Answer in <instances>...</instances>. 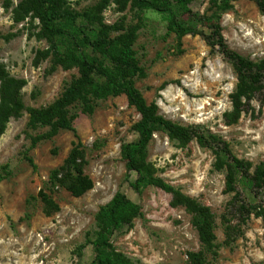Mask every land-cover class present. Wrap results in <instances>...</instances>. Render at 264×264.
Here are the masks:
<instances>
[{"label": "rangeland", "instance_id": "374dc122", "mask_svg": "<svg viewBox=\"0 0 264 264\" xmlns=\"http://www.w3.org/2000/svg\"><path fill=\"white\" fill-rule=\"evenodd\" d=\"M65 1L80 14L75 23L62 22L68 29L95 31L99 21L136 29L132 48L145 75L135 86L146 102H156L163 117L216 135L232 155L250 162L251 174L264 164V86L235 113L231 94L237 76L231 60L211 52L202 36L185 35L178 45L175 34L166 31L163 15L138 10L131 0ZM32 6L34 0H0V64L10 80L0 104H8L12 95L23 104L20 116L9 117L0 135V264H89L95 215L117 191L137 203L142 215L129 229L113 234V248L142 264H186L188 252L202 250L191 214L172 206L170 194L157 187H133L137 175L121 146L140 137L141 116L125 95L99 100L91 115L73 106L71 112L78 113L74 132L60 130L32 144L31 138L47 127L27 128L28 109L50 105L78 76L76 67L50 71L51 58L44 56L49 42L39 20L27 12ZM190 9L198 15L211 12L209 0H193ZM84 12H94L96 18L89 20ZM220 25L230 50L253 61L264 59V15L254 1L232 2ZM83 50L108 65L102 50ZM75 142L81 144L84 172L93 182L80 196L51 175ZM146 159L156 175L213 213L214 247L203 251L202 264H264V220L258 215L264 211V186L237 178L235 190L225 192L226 171L214 166L213 151L194 139L181 146L162 129L154 131ZM40 191L57 210L45 213Z\"/></svg>", "mask_w": 264, "mask_h": 264}, {"label": "trees", "instance_id": "16d2710c", "mask_svg": "<svg viewBox=\"0 0 264 264\" xmlns=\"http://www.w3.org/2000/svg\"><path fill=\"white\" fill-rule=\"evenodd\" d=\"M192 1L131 0V3L138 10L151 9L163 15L166 20V31L175 34L178 45L185 35H200L205 39L211 52L217 50L231 60L237 76L231 101L234 112L240 113L242 104L253 99L264 86V59L253 61L230 50L226 45L221 33L220 18L222 13L232 8V2L236 0H209L211 12L207 15L191 13ZM252 1L264 15V0ZM65 5V0H34V6L27 10L32 11V17L39 20L41 35L49 42V49L44 52V56L51 58L50 71L57 67L63 69L76 67L78 70V76L70 81L54 102L46 107L28 109L27 128L47 127L45 132L31 138L32 144L53 137L60 130L74 132L72 123L78 113L71 112L73 106L79 107L81 113L91 115L99 100L125 95L127 104L134 107L141 116L140 137L121 146L123 158L137 175L133 187L135 189L148 185L157 187L170 194L172 206H182L191 214L192 225L197 231L202 250L188 252L186 264H202L203 251H211L214 247L213 213L208 206L200 204L156 175L157 169L146 159L147 146L154 131L164 130L169 138L176 140L181 146L194 139L201 147L212 150L215 154L214 166L217 169L224 168L226 171L225 192L235 190L237 178L246 179L248 184L256 187L264 186V164L256 165L251 174L250 162L232 155L228 144L216 135L178 125L163 117L156 102H146L135 86V80L145 75L132 48L136 39V29L105 25L100 21L95 31L79 28L75 30L73 27L68 29L62 22L75 23L80 14L70 11ZM82 15L89 20L96 18L94 12H84ZM182 16H186V19H182ZM56 37L61 39V44L55 41ZM88 48L92 52L102 50L108 65L83 50ZM9 82L7 73L0 64L2 96L9 90ZM10 98L8 104H0V135L7 119L19 117L23 109V104L16 95ZM29 162L34 167L31 159ZM85 164L81 144L75 142L63 164L52 171V179L73 196H80L93 187L92 180L84 172ZM39 196L44 203L46 214L58 209L46 193L40 191ZM141 215L140 206L120 191L115 192L106 204L100 206L95 215L96 227L93 237L88 241L94 253L89 264H142L116 251L110 241L114 233L129 229L133 220ZM258 215L264 220V211Z\"/></svg>", "mask_w": 264, "mask_h": 264}]
</instances>
